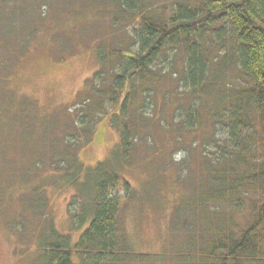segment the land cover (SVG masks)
<instances>
[{
    "label": "trees",
    "instance_id": "16d2710c",
    "mask_svg": "<svg viewBox=\"0 0 264 264\" xmlns=\"http://www.w3.org/2000/svg\"><path fill=\"white\" fill-rule=\"evenodd\" d=\"M117 1L113 27L125 21L131 30L126 38L112 32L122 46L95 48L99 65L72 112L73 131L47 159L46 184L75 190L68 210L79 236L47 222L38 264H160L168 257L169 251L137 252L122 231L123 207L136 192L121 173L131 162L138 122L160 119L155 99L167 73L177 75L180 58L182 94L193 100L176 116L180 131L196 132L206 97L214 112L206 117L212 132L201 152L200 186L174 209L184 222L176 226L184 229L179 264H264V0ZM46 2L35 4L43 11ZM45 17L41 12L38 20ZM103 119L119 142L104 161L85 166L79 149ZM45 189H33L26 207L40 210Z\"/></svg>",
    "mask_w": 264,
    "mask_h": 264
},
{
    "label": "rangeland",
    "instance_id": "374dc122",
    "mask_svg": "<svg viewBox=\"0 0 264 264\" xmlns=\"http://www.w3.org/2000/svg\"><path fill=\"white\" fill-rule=\"evenodd\" d=\"M47 1L40 4L41 11L36 0H0V264H38L39 234L49 221L78 238L68 210L75 190L46 184L51 180L47 159L73 131L72 112L99 65L95 48L122 46L121 37L112 32H123L126 38L131 30L125 21L113 27L115 0ZM41 12L46 17L39 21ZM182 69L180 58L177 75L167 73L162 80L155 99L160 119L142 117L138 122L133 156L121 173L136 192L123 207L122 231L137 252L169 251L160 264H179L175 253L176 246L182 249L184 229L176 226L184 222L174 209L200 186L201 152L212 132L206 117L214 112L213 99L208 97L199 104L204 119L196 132L180 131L176 116L193 102L182 94ZM118 142V132L103 119L79 157L85 166H94ZM40 186L46 189L39 199L41 209L35 211L34 205L26 206Z\"/></svg>",
    "mask_w": 264,
    "mask_h": 264
}]
</instances>
